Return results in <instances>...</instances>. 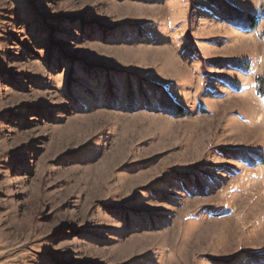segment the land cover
Here are the masks:
<instances>
[{"label":"rangeland","instance_id":"374dc122","mask_svg":"<svg viewBox=\"0 0 264 264\" xmlns=\"http://www.w3.org/2000/svg\"><path fill=\"white\" fill-rule=\"evenodd\" d=\"M263 79L264 0H0V264H264Z\"/></svg>","mask_w":264,"mask_h":264},{"label":"trees","instance_id":"16d2710c","mask_svg":"<svg viewBox=\"0 0 264 264\" xmlns=\"http://www.w3.org/2000/svg\"><path fill=\"white\" fill-rule=\"evenodd\" d=\"M264 80V79H263ZM264 83V82H263ZM259 95L264 98V94H262L261 91H259ZM185 113H182L181 115H184Z\"/></svg>","mask_w":264,"mask_h":264},{"label":"bare ground","instance_id":"6f19581e","mask_svg":"<svg viewBox=\"0 0 264 264\" xmlns=\"http://www.w3.org/2000/svg\"><path fill=\"white\" fill-rule=\"evenodd\" d=\"M114 156V155H113ZM109 159V158H108ZM122 159V158H121ZM103 165V164H102ZM105 168H106V166H105ZM112 169V168H111Z\"/></svg>","mask_w":264,"mask_h":264}]
</instances>
